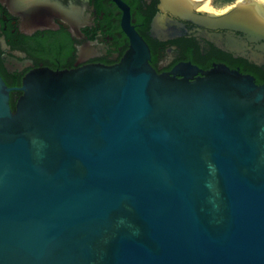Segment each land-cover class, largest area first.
<instances>
[{
  "label": "water",
  "instance_id": "1",
  "mask_svg": "<svg viewBox=\"0 0 264 264\" xmlns=\"http://www.w3.org/2000/svg\"><path fill=\"white\" fill-rule=\"evenodd\" d=\"M120 6L119 64L0 74V264H264V85L224 65L159 74ZM249 6L217 26L264 40ZM25 9L31 31L73 18Z\"/></svg>",
  "mask_w": 264,
  "mask_h": 264
},
{
  "label": "flooded vegetation",
  "instance_id": "2",
  "mask_svg": "<svg viewBox=\"0 0 264 264\" xmlns=\"http://www.w3.org/2000/svg\"><path fill=\"white\" fill-rule=\"evenodd\" d=\"M39 1L0 0V74L9 87H20L36 69L119 64L131 44L121 3L147 42L150 64L159 74L176 72L181 78L180 72L191 74L183 70L189 66L198 70L196 79L224 65L264 85V40L217 26L225 9L207 12L199 0H46L72 9L73 18L58 15L49 26L31 31L25 6Z\"/></svg>",
  "mask_w": 264,
  "mask_h": 264
},
{
  "label": "bare ground",
  "instance_id": "3",
  "mask_svg": "<svg viewBox=\"0 0 264 264\" xmlns=\"http://www.w3.org/2000/svg\"><path fill=\"white\" fill-rule=\"evenodd\" d=\"M202 2V10H206L207 12H216L217 14H219V12L217 10H215L211 4H210V0H199ZM252 0H239L238 4H246L249 5L250 4V9H252L253 12L257 13V16L260 17L261 19L264 20V1H254L252 4ZM234 7V6H233ZM233 7H228L226 8L223 13L228 12L229 10H231ZM127 23V16L125 18V24Z\"/></svg>",
  "mask_w": 264,
  "mask_h": 264
},
{
  "label": "rangeland",
  "instance_id": "4",
  "mask_svg": "<svg viewBox=\"0 0 264 264\" xmlns=\"http://www.w3.org/2000/svg\"><path fill=\"white\" fill-rule=\"evenodd\" d=\"M238 0H210L211 6L217 11L224 10L227 7L235 4ZM253 2L256 0H252ZM261 1V0H257ZM264 1V0H263Z\"/></svg>",
  "mask_w": 264,
  "mask_h": 264
},
{
  "label": "trees",
  "instance_id": "5",
  "mask_svg": "<svg viewBox=\"0 0 264 264\" xmlns=\"http://www.w3.org/2000/svg\"><path fill=\"white\" fill-rule=\"evenodd\" d=\"M15 85H21V82H15ZM21 95L20 92H17V91H13L11 93V107L13 110L16 109V102H17V99L19 98V96Z\"/></svg>",
  "mask_w": 264,
  "mask_h": 264
}]
</instances>
